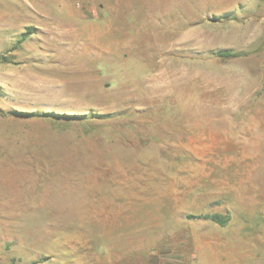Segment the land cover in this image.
<instances>
[{"label": "rangeland", "instance_id": "1", "mask_svg": "<svg viewBox=\"0 0 264 264\" xmlns=\"http://www.w3.org/2000/svg\"><path fill=\"white\" fill-rule=\"evenodd\" d=\"M0 55V264H264V0H0Z\"/></svg>", "mask_w": 264, "mask_h": 264}, {"label": "trees", "instance_id": "2", "mask_svg": "<svg viewBox=\"0 0 264 264\" xmlns=\"http://www.w3.org/2000/svg\"><path fill=\"white\" fill-rule=\"evenodd\" d=\"M32 29L30 28L29 31L24 32L22 34V38L20 39V41H25L30 35H32ZM215 55L221 59H232V58H236L238 57L240 54L233 52L230 49H222V50H218L217 52H215ZM6 58H4L3 55H0V61H5ZM21 112V111H20ZM22 113V112H21ZM24 113V112H23ZM51 112H44L43 115H50ZM34 115V114H33ZM193 217V216H191ZM198 218H203L205 220H210L214 223H217L221 226H225L228 224V222L230 221V215L227 214H222V213H207L201 216H196Z\"/></svg>", "mask_w": 264, "mask_h": 264}]
</instances>
